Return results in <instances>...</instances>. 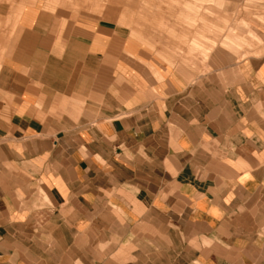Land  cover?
Masks as SVG:
<instances>
[{
    "label": "crops",
    "instance_id": "1",
    "mask_svg": "<svg viewBox=\"0 0 264 264\" xmlns=\"http://www.w3.org/2000/svg\"><path fill=\"white\" fill-rule=\"evenodd\" d=\"M14 17L0 264H264V56L199 73L44 0Z\"/></svg>",
    "mask_w": 264,
    "mask_h": 264
},
{
    "label": "rangeland",
    "instance_id": "2",
    "mask_svg": "<svg viewBox=\"0 0 264 264\" xmlns=\"http://www.w3.org/2000/svg\"><path fill=\"white\" fill-rule=\"evenodd\" d=\"M34 1L0 0V31L10 36L13 29L5 30L11 27L10 15L16 20L23 6ZM44 1L45 10L55 16L61 13L72 22L108 21L158 59L199 73L264 56V0Z\"/></svg>",
    "mask_w": 264,
    "mask_h": 264
}]
</instances>
